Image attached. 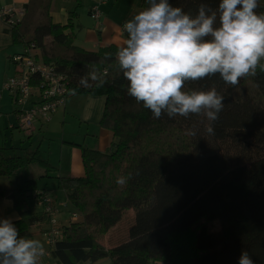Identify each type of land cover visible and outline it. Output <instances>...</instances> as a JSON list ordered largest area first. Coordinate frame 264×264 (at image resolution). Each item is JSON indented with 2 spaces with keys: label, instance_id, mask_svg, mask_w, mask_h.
<instances>
[{
  "label": "trees",
  "instance_id": "trees-1",
  "mask_svg": "<svg viewBox=\"0 0 264 264\" xmlns=\"http://www.w3.org/2000/svg\"><path fill=\"white\" fill-rule=\"evenodd\" d=\"M52 2L29 0L23 9L16 7L20 14L14 13L12 24L1 22L12 44L23 43L36 62L65 76L67 96H105L99 125L111 131L113 140L107 151L81 148L85 175L58 177V187L80 218L61 226L58 240L48 248L50 257L58 264H95L104 258L109 264H238L246 250L254 264H264V144L228 131L264 130V71L257 68L254 77L241 78L235 87L219 74L186 83V90L214 86L225 96L214 135L204 131L208 121L202 115L164 114L156 119L127 92L128 82L115 56L120 46L111 43L87 50L75 44L74 30L81 28L74 23L76 9L69 11L65 23L54 22ZM170 3L195 16L201 3L216 9L218 0ZM258 3L256 12L264 13V0ZM139 5L147 7L146 0H139ZM99 6L88 9L93 19L97 11L100 16ZM105 53L112 56L105 60ZM94 71L106 81L103 87L91 81ZM82 77L92 86H81ZM192 127L198 129L195 137L187 134ZM21 150L6 156L0 148V176L15 175L37 160V149ZM40 162L49 170L46 160ZM129 173L133 176L126 185L116 183ZM37 189L35 181L26 179L3 192L19 213L12 222L26 238L32 236L34 225L48 220L42 211L30 208ZM128 209L135 219L127 239L105 247L98 236Z\"/></svg>",
  "mask_w": 264,
  "mask_h": 264
},
{
  "label": "clouds",
  "instance_id": "clouds-1",
  "mask_svg": "<svg viewBox=\"0 0 264 264\" xmlns=\"http://www.w3.org/2000/svg\"><path fill=\"white\" fill-rule=\"evenodd\" d=\"M146 3L124 23L127 35L115 54L128 94L156 119L202 115L208 121L204 131L214 135L225 96L214 86L186 90L185 85L219 74L235 87L241 78L254 77L257 68L264 71V13L256 12L258 0H218L216 9L201 3L195 16L170 0ZM111 56L105 53L104 59ZM90 78L97 88L106 83L95 71ZM80 85L92 83L82 77ZM197 132L187 130L192 137ZM132 176L116 183L124 186ZM45 254L41 240L21 236L11 217L0 219V264H41ZM238 264H254L248 251H241Z\"/></svg>",
  "mask_w": 264,
  "mask_h": 264
},
{
  "label": "rangeland",
  "instance_id": "rangeland-1",
  "mask_svg": "<svg viewBox=\"0 0 264 264\" xmlns=\"http://www.w3.org/2000/svg\"><path fill=\"white\" fill-rule=\"evenodd\" d=\"M63 1H71V10L76 9L74 23L81 24V27H84V29L81 30V28L79 29L80 26H78L74 30L76 36V38L73 39L74 43L87 50H93V46L91 47L90 44L92 41H84V38L87 36L85 28H93L92 25L95 23L93 22V18L88 14V9L92 5L93 0ZM104 2H107V5L100 7L103 13L111 9V14L120 20H129L134 14L143 9L142 7L140 8L139 0H104ZM15 9L17 11L16 7ZM122 37L124 38V34ZM17 46L20 45L17 44L13 47ZM20 47L22 48L21 52L24 53V45ZM14 66L15 65L0 52V92H3V96L8 94L7 91H9L7 88V90L3 89L4 81L14 74L11 69ZM90 96L95 98L100 95L75 94L67 96L64 106H58L55 113L51 114L49 120H35L32 130H25L20 127L18 112L11 113L17 118L16 122L18 127L15 129H2V134H0V148H2L6 156L20 154V152H22L21 149L24 148H26L28 152L37 149V160L23 166L15 175L9 177L0 176V201L4 196H7L3 194V191H10L14 188H18L23 180H34L38 189H46L52 197L56 198L55 203L58 212L55 213V217L57 221L66 225L72 220V214L76 209H74L71 204L67 203L65 192L58 187L57 176L85 175L81 160V148L83 146L103 151L95 147L94 144L99 129L96 122L83 119L82 117L85 114L92 113L96 108V100L88 102ZM8 97L10 96L8 95ZM31 100H33V97H31ZM11 106L12 111L15 106L14 102H11ZM41 122L43 124H41ZM2 126L3 121H0V127ZM228 131L239 135L241 138L264 144V130L230 129ZM112 140L113 138H110V141H104L102 148L107 149ZM41 160H46L50 163L49 170L40 162ZM76 167L80 169L79 173H73ZM7 197L6 199H11L9 196ZM61 202H66L67 206L65 208L59 207ZM29 205L30 208L37 211V213L41 212V208L43 209V206L40 205V208L35 204V201H32ZM134 219L135 212L130 209L125 210L121 220L110 228L105 235L98 236V241L101 244L106 243V245L102 244L105 247H110L126 240L129 227L133 224ZM37 227L41 228V226ZM32 232H34V235L30 238L39 239L43 242L45 248L48 247L49 244L45 237L43 238L36 228L34 231H31V233ZM45 262L58 264L54 259L46 255L42 258L41 264H45ZM95 264H109V262L108 259L104 258L98 260Z\"/></svg>",
  "mask_w": 264,
  "mask_h": 264
},
{
  "label": "crops",
  "instance_id": "crops-1",
  "mask_svg": "<svg viewBox=\"0 0 264 264\" xmlns=\"http://www.w3.org/2000/svg\"><path fill=\"white\" fill-rule=\"evenodd\" d=\"M28 1L29 0H0V8H2L4 6L14 5L17 8L23 9V7L26 5V3ZM96 3H98V6H99V4H101L99 6L100 16L98 17V19H96L94 17L93 22H95V23H93V25H92L93 28H89V27L85 28L87 36L84 38V41H92L90 44H91V47L93 46V48H92L93 50H96V49H98V47L105 46V45H108L111 43L116 44L118 46H121L123 44V41H124V38L122 37L123 25L125 23V20L127 21V19L120 20V19L116 18L114 15L111 14V11H112L111 9L108 10L106 13H103V10H101L100 7L107 5V2H104V0H93L92 1V5H94ZM71 8H72L71 1L53 0L52 5H51V14H52L53 21L65 23L68 19L69 11H71ZM5 26L6 25L3 22H0V52L2 54H4L5 58H8V60L15 65L13 68H11L13 70L14 74L10 77H13V76L17 75L19 72L23 71L24 67L22 64L18 65L16 63H14L12 61L11 57L13 55L22 53L21 52L22 48L20 46H23L24 44L23 43H17L20 46L13 47L17 44H12L10 33L8 30H6ZM83 29H84V27L82 26L81 30H83ZM97 34H98V37H97ZM75 38H76V36H75ZM24 48H25V46H24ZM25 51H26V49H25ZM7 79H9V77L6 78V80L4 81V84H3L4 90H7L5 87V83L7 82ZM7 92H8V94H6L4 96H3V92L2 93L0 92V121H3V126L0 127V134H2V129H4V128L15 129L18 127L17 122H16L17 118L11 114L12 112L17 113L16 106H14L13 110L11 111V109H12L11 102H14L15 94L12 93L13 91H11V90H9ZM82 94H86V93H82ZM8 95L10 97H8ZM94 100H96L95 110L92 113L83 115L82 117H83V119H87L89 121L96 122L99 129L97 131L98 132L97 138L94 142L95 147H98L99 149H102L103 151H107V150H109L111 143L107 149L102 148L103 147L102 145H103L104 141H110V138H113V136H112V133L110 130L103 128L99 125L100 117H101L102 110L104 107L105 96L100 95V96L95 97V98L90 96L88 102H92ZM89 105H88V107H89ZM41 124H43V123L41 122ZM94 149H96V148H94ZM79 172H80L79 168H77V167L74 168L73 173H79ZM59 176H57V181H58ZM80 176H82V175H80ZM37 191L47 194L53 200V202H52L53 210L50 213H47V212L42 210L40 205L37 203L36 198L30 200V204L32 203V201H35V204L37 206H39L41 208V211L44 214H46L48 217V220L45 223L36 224L31 228V231H34L36 228L38 230V233H41V235L44 238L43 233H44V230L49 227L50 219H52V218L55 219L56 223L59 226H63V224L61 222L59 223V221H57V219L55 217V213L58 212V208H57L56 203H55L56 198L52 197L47 192L46 189H37ZM65 194H66V192H65ZM4 195H7V194H4ZM7 196H4L3 199H1V201H0V219L11 217L12 220H15V219L19 218V213L15 209L13 201L11 199L10 200L6 199V198H8ZM66 199H67V197H66ZM67 203H69V202L67 201ZM67 203L61 202V204H59V207L65 208L67 206ZM130 210H132V209H130ZM74 212H77V211L75 210ZM72 221H74V220L73 219L70 220L69 223ZM69 223H67V224H69ZM37 226H41V228L37 227ZM32 235H34V232H32ZM30 237H32V236H30ZM102 244L106 245V243H102ZM113 246H115V245H112L110 247H113ZM48 248H49V245H48V247L45 248V250L48 251L49 250ZM46 256L50 257L49 252ZM45 264H50V263L45 262Z\"/></svg>",
  "mask_w": 264,
  "mask_h": 264
},
{
  "label": "built area",
  "instance_id": "built-area-1",
  "mask_svg": "<svg viewBox=\"0 0 264 264\" xmlns=\"http://www.w3.org/2000/svg\"><path fill=\"white\" fill-rule=\"evenodd\" d=\"M17 12L20 14V11H16L13 6L0 8V20L12 24L14 22L12 16ZM94 16L95 18L98 17V11ZM12 61L18 65L22 64L24 70L10 77L5 83V87L15 94L14 104L19 115L20 127L25 130H32L35 120H49L58 106H64L67 97L65 76L56 72L53 66L36 62L29 52L14 55ZM35 198L37 203L43 206V211L52 212L53 200L50 196L43 192H37ZM72 215L73 220L79 218L77 212H73ZM60 233L61 226L56 223L55 219H50L49 227L43 233L49 246H53ZM45 251L47 255L49 251Z\"/></svg>",
  "mask_w": 264,
  "mask_h": 264
}]
</instances>
